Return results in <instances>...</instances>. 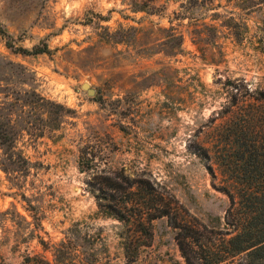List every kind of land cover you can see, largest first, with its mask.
I'll return each instance as SVG.
<instances>
[{
    "label": "rangeland",
    "instance_id": "rangeland-1",
    "mask_svg": "<svg viewBox=\"0 0 264 264\" xmlns=\"http://www.w3.org/2000/svg\"><path fill=\"white\" fill-rule=\"evenodd\" d=\"M261 2L0 0L16 48L51 50L0 34V264L68 241L66 264H240L245 203L196 153L235 87L264 91Z\"/></svg>",
    "mask_w": 264,
    "mask_h": 264
},
{
    "label": "trees",
    "instance_id": "trees-1",
    "mask_svg": "<svg viewBox=\"0 0 264 264\" xmlns=\"http://www.w3.org/2000/svg\"><path fill=\"white\" fill-rule=\"evenodd\" d=\"M263 2L264 0L261 3ZM0 34L15 53L28 55L51 53L47 44L35 46L32 50L16 48L7 31L0 28ZM174 37L179 44L178 48H181L183 35L176 33ZM235 90L236 93L222 107L219 116L222 122L212 128L215 138L205 147H200L203 150L202 155L196 154L207 160L208 169L212 173H214L213 164L218 165L228 177L229 188L238 190L240 201L229 194L232 204L230 216L233 215V209L239 202L245 203L247 211H243V217L237 221V234L226 245L225 249H233L227 251V256L235 257L243 254L240 264H264V91L260 89L251 91L244 85L235 87ZM3 144L12 146L13 143L5 140ZM108 213L112 214L110 211ZM139 226L151 236L142 221H139ZM76 232L79 230L76 229ZM190 232L192 236L200 234L193 229ZM97 237V242L103 241L100 233ZM140 240L141 238L136 239L137 244L144 246L145 243H141ZM56 249L58 252L56 262L66 264V257L70 251L64 252L63 249L75 248L72 241H68L62 242ZM36 260L38 259H34Z\"/></svg>",
    "mask_w": 264,
    "mask_h": 264
},
{
    "label": "water",
    "instance_id": "water-1",
    "mask_svg": "<svg viewBox=\"0 0 264 264\" xmlns=\"http://www.w3.org/2000/svg\"><path fill=\"white\" fill-rule=\"evenodd\" d=\"M83 89L87 91L89 96L94 97L96 95V90L91 88L90 84L85 83L83 86Z\"/></svg>",
    "mask_w": 264,
    "mask_h": 264
}]
</instances>
